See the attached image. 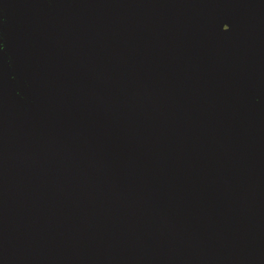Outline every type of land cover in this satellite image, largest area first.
<instances>
[{"label": "water", "instance_id": "obj_1", "mask_svg": "<svg viewBox=\"0 0 264 264\" xmlns=\"http://www.w3.org/2000/svg\"><path fill=\"white\" fill-rule=\"evenodd\" d=\"M0 264H264V0H0Z\"/></svg>", "mask_w": 264, "mask_h": 264}]
</instances>
